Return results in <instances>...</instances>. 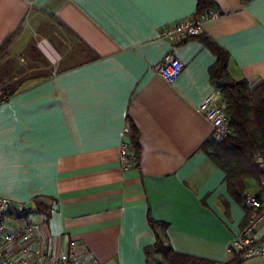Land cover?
<instances>
[{
	"label": "crops",
	"instance_id": "obj_1",
	"mask_svg": "<svg viewBox=\"0 0 264 264\" xmlns=\"http://www.w3.org/2000/svg\"><path fill=\"white\" fill-rule=\"evenodd\" d=\"M213 1L220 18L172 44L161 29L199 15V0H0V46L10 39L14 57L31 64L0 99V198L28 210L11 212L12 225L40 226L46 264L72 242L100 264H147L151 219L176 252L234 261L249 212L206 154L214 130L197 109L218 90L207 42L229 54L232 79L264 83V0ZM169 55L185 65L172 84L155 70ZM259 184L248 179L245 193ZM256 237L264 242V224Z\"/></svg>",
	"mask_w": 264,
	"mask_h": 264
},
{
	"label": "built area",
	"instance_id": "obj_2",
	"mask_svg": "<svg viewBox=\"0 0 264 264\" xmlns=\"http://www.w3.org/2000/svg\"><path fill=\"white\" fill-rule=\"evenodd\" d=\"M220 16L221 14L216 10H210L201 15L181 20L175 24L164 26L161 29L160 37L172 44H180L199 37L204 31V26L217 20ZM39 47L43 50V41ZM46 56L53 64H57L59 61L58 56L51 54H46ZM184 68L185 65L180 59L169 55L156 66L155 70L162 79L172 84L180 78ZM227 110L228 104L219 90L207 96L197 109V112L212 124L213 137L216 141L226 140L232 133ZM120 161L125 169L131 167L133 161L130 144H122ZM256 163L262 173L259 193L257 195L243 194V205L249 212V220L231 245V252L239 255L243 260L264 259V242L259 241L256 237L257 231L264 224V160L258 157ZM14 210L20 211L22 215L28 213L25 206L18 205L7 198H0V264H46L52 259L51 255L35 246L40 226L21 221L12 225L9 215ZM70 249L69 253L55 260L57 264H100L91 254L81 251L76 243L72 242ZM11 250H14L15 254Z\"/></svg>",
	"mask_w": 264,
	"mask_h": 264
},
{
	"label": "trees",
	"instance_id": "obj_3",
	"mask_svg": "<svg viewBox=\"0 0 264 264\" xmlns=\"http://www.w3.org/2000/svg\"><path fill=\"white\" fill-rule=\"evenodd\" d=\"M213 0H199V15L213 10ZM7 40L3 45L9 44ZM217 57L211 69L213 83L228 104V116L232 128L231 135L223 141L206 144V154L225 172L229 190L239 197L246 191V181H261L262 173L256 159L264 160V83L250 85L247 80H234L228 73L229 54L213 42H207ZM17 87L8 88L2 100L8 99ZM156 233L155 244L147 248V264H207L191 256L176 252L158 234L162 223L150 220ZM237 255L229 264H241Z\"/></svg>",
	"mask_w": 264,
	"mask_h": 264
},
{
	"label": "rangeland",
	"instance_id": "obj_4",
	"mask_svg": "<svg viewBox=\"0 0 264 264\" xmlns=\"http://www.w3.org/2000/svg\"><path fill=\"white\" fill-rule=\"evenodd\" d=\"M43 41V40H42ZM34 54V53H33ZM25 59V58H24ZM34 65V64H32ZM53 65V64H52ZM31 66L30 62H22L19 58L14 57L10 51L9 45L0 46V91L5 88H16L22 82L21 74L25 73ZM39 74H33L32 78H37ZM15 78L17 80H15ZM2 95H0V99Z\"/></svg>",
	"mask_w": 264,
	"mask_h": 264
}]
</instances>
